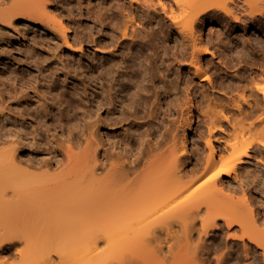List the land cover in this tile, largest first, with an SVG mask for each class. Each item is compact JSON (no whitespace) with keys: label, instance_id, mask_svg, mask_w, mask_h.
<instances>
[{"label":"bare ground","instance_id":"bare-ground-1","mask_svg":"<svg viewBox=\"0 0 264 264\" xmlns=\"http://www.w3.org/2000/svg\"><path fill=\"white\" fill-rule=\"evenodd\" d=\"M47 1L0 0V62L3 67L0 98L3 102L12 94L18 102H27L24 108L28 112L34 110L36 115L37 110H44L49 114L46 103L37 105L39 108L30 106L27 88L33 87L35 94L45 97L37 88L40 83L37 75L35 77L28 69L14 70L4 61L8 55L2 41L8 24L19 20L23 25L33 22L38 27L58 31L70 49L75 46L82 49L91 40L100 45L102 56L108 55V58L101 63H90L85 87L90 94L86 109L89 119L87 196L70 194L58 204V209L52 211L46 207L39 211L29 207L30 199L24 194L9 199L6 193L0 192V213L8 211L12 202H18L19 209L14 217L15 225L5 228L0 235V249L16 237H27L23 225L28 219H34L35 224L42 227H58L57 253L66 246L80 247L86 241L93 242L78 260L51 263V259L45 257L43 264H94L102 258L111 260L114 255L117 264H211L214 261L224 264L222 251L217 253L220 247L214 245L215 241L213 245L206 241L225 224L236 232L225 240L224 254L235 253L239 257L243 251L245 259L250 254L253 258L260 253L264 257V174L261 177L245 162V158H254L257 154L264 158V56L251 68L253 74L244 77L241 74L245 69V64H241L243 56H237L243 46L238 48L236 44L229 48L228 41L223 42L219 33L216 42L224 45L222 48L213 42L212 35L204 37L203 27L206 22L220 20L241 21L243 26L255 28L256 22L264 18V0H118L116 8L121 10L122 18H115L109 24L112 32L107 40H98L95 32L84 29L90 24L82 26L78 19H69L72 0L67 1L69 11L61 15L48 11ZM76 3L81 11L85 9L86 21L101 18L98 5L85 0H76ZM158 4L162 6L165 27L160 18H155ZM44 16L45 19H40ZM199 25L202 27L197 28ZM79 27L81 30L77 31ZM171 32L180 36L182 42L180 50L174 49L168 54ZM71 33H74L72 39ZM147 35L153 36L152 47H146V50L151 49L148 52L141 44ZM37 39L42 38L33 37V42ZM187 40L191 41L190 51ZM138 45L140 47L136 48ZM34 55L35 52L28 49L26 58ZM170 58L178 69L184 67L192 71V82L200 83L198 93L186 83L185 107L176 102L178 93L184 89L181 81L168 80L172 61L166 60ZM34 64L40 66L37 58ZM64 66L62 79L66 82L74 74ZM155 71L162 73L163 83L155 92L152 106H147L143 92L148 91V82L154 81ZM54 73L59 72L49 70L42 79ZM219 77H225L226 81L218 80ZM54 80L50 78L41 85H47L51 92L57 87ZM207 85L212 90L231 92L227 96L229 102L216 99L214 91L206 92ZM198 96L200 100L196 99ZM162 97L169 98L162 100ZM185 109L184 124L174 127L167 124V115L172 110L181 113ZM195 111L199 120L194 127ZM131 122L137 127L132 130L124 127V124L131 126ZM194 128L197 137L190 149L186 131ZM15 150L16 147L0 153V169L5 171L2 173L6 170L21 172L12 175L19 185L34 182V176L22 173L25 168L14 160ZM260 165L264 166V162L258 163ZM254 175L263 179V185H259L263 192L260 198L249 186L248 181ZM198 221L200 226L197 227ZM73 226L77 227L75 231L64 232ZM99 241H103L105 247L99 248ZM240 241L244 243L242 251L229 250L230 242L233 245ZM123 252L129 256L122 257Z\"/></svg>","mask_w":264,"mask_h":264},{"label":"rangeland","instance_id":"rangeland-1","mask_svg":"<svg viewBox=\"0 0 264 264\" xmlns=\"http://www.w3.org/2000/svg\"><path fill=\"white\" fill-rule=\"evenodd\" d=\"M67 1L68 0H49L47 1L49 4L47 10H51L52 13H56L57 11V13L61 15L63 12L67 13L70 5H73L72 14L69 15V19L72 21L78 19V21L82 22V26L85 23L87 25L90 24V27L88 25L85 26L84 29L89 28L93 33L95 32L94 34L98 40H107L112 32L109 24L113 22L115 18H122L121 10L116 8L118 0H85L87 3L90 1V4L98 5L100 11H102V16L99 20L94 19L89 22L85 19V9L81 11L76 0H72V4L70 5ZM5 6H8V4ZM156 12L158 14L155 18H160L161 21H163V27H165L166 20L164 19L161 5H157ZM49 16H52V14ZM49 16L47 17L50 18ZM40 19H45V16ZM65 20L68 23V19ZM22 23L23 22L18 20L7 25V30L2 42L3 47L6 49L8 59L4 61L11 64L12 66L10 65V67L14 70L21 71L22 69H28L32 71L35 77L37 75L36 79L40 82L37 84V88L40 89L41 94H45V97L35 94V89L33 87L27 88L31 96L30 106L35 107L40 103H46L48 105L49 114L44 110H37L36 115L34 114V110H32L31 113L28 112V110L24 108L27 102H18L17 98L12 94L6 96L3 102L0 98V153L4 154L6 151L10 152L12 148L16 147L14 151V160L25 168L22 173L34 176L33 179L35 180L27 185H25V183L19 185L13 181L12 175H19L21 172L6 170V173H2L4 170L0 169V192L6 193L9 199L15 198L16 195L24 194L30 199L28 202L30 203L29 207L37 208L39 211L49 207L50 210L54 211L59 208L58 204L70 194L79 195V197L82 196L83 198L87 196L86 184L89 160L86 149V138L88 135L89 119L86 109L90 102V94L86 92L85 87L88 83V76L90 75V63L96 61L101 63L108 58V55L102 56V52L98 47L100 45L92 40L88 42V44H85V47L82 49H79L78 46L70 49L65 44L64 37L60 32H52L43 27H38L33 22H29L30 25H23L24 23ZM71 26L73 27V23H71ZM148 26L149 24L146 25V27ZM155 26L157 27V25ZM201 27L202 25H199L197 28ZM203 27L204 37L207 39V37L212 35V40L216 45H221L219 42H216L218 41L216 34L220 33L223 42L228 41V46L230 45L229 48L236 46V44V47L243 46L242 50L238 51L237 56L238 58L239 56H243L241 64H245V69L241 70V74L249 78L253 74L251 68L257 65L259 57L264 56V18L261 17V20L256 22L255 28L245 27L241 21L235 23L232 21L221 22L220 20L206 22ZM80 30L81 27L77 29V31ZM73 34L74 33L70 34V39H72ZM33 37H41L42 39H37L34 43ZM229 41L231 43H229ZM181 42V37L177 36L175 32L169 33L167 41L169 46L168 54H171L174 49L180 50ZM174 43L175 45L173 46ZM141 44L144 50H146L147 46L152 47L153 36H145ZM187 44V48L190 51L191 41L187 40ZM221 46L224 48V45ZM139 47L140 45L136 46V48ZM28 49H32L35 52L32 58H26ZM146 51H151V49ZM234 53L236 54V52ZM35 58L38 59L40 66L34 64ZM31 59L32 62L30 61ZM22 61L25 63H22ZM169 61H172V67L169 72L168 80L173 79V82H177L178 80L181 81L180 86L184 89L182 92L178 93L176 102L183 104V107H185L186 83H190V87L196 88L197 93L200 83L195 84L191 81V79L194 78L192 71H188L184 67L178 69L177 64L171 60V58L166 60V62ZM0 63V70H2V62ZM64 65H67L66 69H70L71 73L74 74L67 78L66 82L62 79L65 77L62 73V70L65 69ZM53 69L59 73L51 74L42 79V76H45L47 71H52ZM219 69L220 68L217 69V72H220ZM161 75L162 73L155 71L154 81H149L148 91L143 92V96L145 95L147 99V106H152V101L155 100L156 96L155 92L159 89L158 86H161L163 83L160 78ZM50 78L55 79L54 81L57 87L53 91L48 92V86L41 85V83L48 82ZM220 79L226 81L225 77H219L218 80ZM10 86L13 89V82H11ZM205 90L206 92H211V94L212 91H214L216 99L219 98V101L225 103L229 102L227 96L232 94L231 92L225 93L217 88L212 90L209 86ZM167 98L169 97H162V100H166ZM196 99L200 100L201 97L198 96ZM52 102L53 105H49ZM36 108H39V106ZM153 108L155 109V106ZM186 111L185 109L180 113L176 112V110H172L167 115V124H171L172 127L179 123H181V125L184 124V122H182V116H186ZM21 113L23 117L20 116ZM194 113L196 124L193 126L195 127L199 118L196 111ZM104 114L105 112L102 111V115ZM70 122L75 123V127L69 126ZM130 125L131 126L124 124V127H127L129 130L137 127L133 122H131ZM179 131L181 134L182 130L180 129ZM117 132L119 133V130H117ZM186 132L188 142H191L189 144V148L191 149L193 147L192 142H194V138L197 137V131L194 128L192 131L187 130ZM115 133L116 132H114V134ZM110 137L112 139L113 135L111 134ZM14 139L17 141L16 143L13 142ZM68 147L70 148L68 149ZM245 162L249 163L248 166L251 170L255 169L259 175L264 174V166H258V163L264 162V158H261L259 154L254 158H245ZM0 167H2V165ZM259 177L258 175H254L252 179L248 181L249 186L251 185L253 190L257 191L258 198L263 195L261 188H259V185H263V179ZM224 180L227 182L226 178H224ZM255 184H257V186H255ZM47 199H49V201H47ZM16 206H18V202H12L8 211L0 213V235L5 228L15 225L14 217L19 213V209ZM76 209L78 210L80 208L76 207ZM23 226L28 234L27 237H16L13 241L5 243V248L0 249V264H43L42 261L45 257H49L51 263L57 261L70 262L80 259L83 256V252L93 244L92 241H86L80 247L66 246L62 249L63 251L61 253H57L55 247L58 245V241L55 240V233L58 231V227L55 225L42 227L39 224H35L34 219H28ZM196 226H200L199 221ZM76 229L77 227L73 226L66 228L64 232L69 233ZM233 232H236V230L223 224L221 230L212 233L211 237L207 238L206 242L209 245H213L215 241L214 245L220 247L217 253L222 251L221 257L225 260L224 264H264V257L261 253L258 254L256 258H253L252 254H250V257L245 259L242 251L244 249V243L241 241L238 244L232 245L231 242L229 244V250L242 251L239 257H237L235 253L233 255L224 254L227 250L225 240L230 238L229 234ZM197 236L198 235L195 233L194 238L196 239ZM105 245L103 241L98 242L99 248H103ZM259 251L262 250L259 249ZM122 254L124 258L129 256L126 252ZM117 261L114 255L111 260L109 258H102L94 264H117ZM211 264H215V261Z\"/></svg>","mask_w":264,"mask_h":264}]
</instances>
